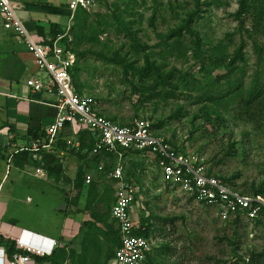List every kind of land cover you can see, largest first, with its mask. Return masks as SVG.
Wrapping results in <instances>:
<instances>
[{"label":"rangeland","instance_id":"obj_1","mask_svg":"<svg viewBox=\"0 0 264 264\" xmlns=\"http://www.w3.org/2000/svg\"><path fill=\"white\" fill-rule=\"evenodd\" d=\"M97 2L84 26L74 19L69 28L78 55L74 88H81L97 113L120 126L135 119L149 121L173 148L198 157L208 174L236 190L252 194L264 189V20L260 26L250 17L237 20L238 0ZM186 14L193 15L190 26L199 37L198 48L184 32L179 41L169 38ZM63 23L69 25L65 19ZM239 49L242 60L231 65ZM146 61L168 76L166 84L157 82L154 72L140 81L133 69H141ZM256 71L262 91L245 105ZM201 90L209 98L226 93L213 108L221 121L206 120L202 110L211 109V103L200 99ZM123 166L142 189V206L133 208V218L150 229V264H264V225L220 219L213 209L187 199L164 181L149 157L126 155ZM109 172L84 186L78 168L71 185H63L58 177L44 188L45 195H30L33 211H23L22 218L53 234L64 264L113 263L117 226L110 218L114 184ZM9 188L6 184L3 189L0 212ZM84 222H90L91 229ZM66 225L81 240L76 259L74 253L68 255L61 236Z\"/></svg>","mask_w":264,"mask_h":264},{"label":"built area","instance_id":"obj_2","mask_svg":"<svg viewBox=\"0 0 264 264\" xmlns=\"http://www.w3.org/2000/svg\"><path fill=\"white\" fill-rule=\"evenodd\" d=\"M62 1L70 12L69 21H72L78 11L93 12L98 6L97 0ZM19 10V5L12 0H0L3 29L12 32L25 44L38 69L47 75L46 82L33 78L27 80L26 87L32 93H45L53 97V106L57 111L54 122L45 129L43 137L34 140L29 149L25 150L37 160L42 152L54 148L58 142V134L69 125L88 132L92 138L94 146L89 151V156L97 161V172H104V158L110 157L113 160L109 174L114 182L111 219L117 225L119 245L114 252L112 264H150V239L135 234L140 226L132 216L133 208L136 205L142 206V189L134 179L126 176L123 166L126 155L153 159L164 181L187 199L213 209L220 219L264 225V196L242 193L208 174L198 157L181 154L166 139L157 135L147 120L135 119L128 126H120L97 113L92 107L91 99L75 92L71 69L76 56L69 50V31L64 36L55 38L51 44H38L19 18ZM64 37L68 42L60 44ZM35 174L43 176L40 170H36ZM85 183H91L90 175H86ZM20 233L12 225L0 224V237L4 240L15 241ZM53 249L38 250V254L49 256ZM0 264L38 263L21 254H14L9 259L6 249L0 246Z\"/></svg>","mask_w":264,"mask_h":264},{"label":"crops","instance_id":"obj_3","mask_svg":"<svg viewBox=\"0 0 264 264\" xmlns=\"http://www.w3.org/2000/svg\"><path fill=\"white\" fill-rule=\"evenodd\" d=\"M12 1L19 5L18 16L36 43L46 44L51 41V25L58 26L65 32L70 30L73 19L69 21L70 12L62 0ZM64 19L69 25L64 26ZM32 78L47 81L46 73L38 69L25 44L12 32L3 29L0 14V197L6 184L13 187L4 195L6 204L4 203L3 211L0 212V224H9L21 231L14 239L16 249L28 253V257L33 260V256L42 257L38 250L50 251L59 246L50 231L23 220V211H33L31 204L34 200L30 195H45L44 188L50 183L54 184L58 177L65 183L63 185H71L78 168L84 174V186L93 184L97 175L112 171L110 166L113 165V160L110 157L104 158V172H97V161L89 156L87 149L78 154L81 143L86 144L87 138L80 137V133L84 131L69 125L57 138L65 147L42 152L37 160L33 159L32 153L25 149H29L34 140L43 137L45 129L54 122L57 111L53 106V97L45 93H32L26 87V81ZM70 149H75L78 153H67ZM36 170L42 171L43 176H37ZM64 173L66 176L62 178ZM109 174L108 179L111 180ZM86 175L91 176L90 184L85 183ZM111 182L114 184L112 180ZM55 186L61 184L56 183ZM53 196L58 198L56 194ZM8 207H11L9 213L6 211ZM69 228L67 225L63 226L61 236L67 242L65 245L68 255L74 253L76 259L81 240Z\"/></svg>","mask_w":264,"mask_h":264},{"label":"trees","instance_id":"obj_4","mask_svg":"<svg viewBox=\"0 0 264 264\" xmlns=\"http://www.w3.org/2000/svg\"><path fill=\"white\" fill-rule=\"evenodd\" d=\"M236 15H237V20H239V21H242L245 17H248V18L250 17L252 22H253V24L255 26H260L261 22L264 20V0H238V11L236 12ZM88 16H89V12L78 11L74 15L73 20L76 19V20L82 21L83 22L82 25L84 26ZM192 22H193V15L192 14H186V18L182 20V25L178 29L172 31L170 33V35H169V38L177 37V40L179 41L181 39V37H182V32H184L185 34H187L191 38L194 46L196 48H198V46L200 44V40H199V37H198L197 33L194 32L193 29L190 26V24ZM50 28H51L50 29L51 41L47 42L46 44H51L52 41L55 38H57L58 36H62V35L64 36L66 34L65 30H61L58 26L51 25ZM130 35H131V39L135 41L136 39H135L134 35H132L131 33H130ZM62 42H64V43L68 42V39L66 37H64L60 44H62ZM71 42L69 43V47H71L69 50L73 54H75L76 61H77V56L78 55H77L76 50L74 49V47H73ZM240 54H241V49L238 50L237 54L235 53V57L230 63L231 65L235 62L236 59L242 60V57L240 56ZM76 61H75L74 66L71 69L72 81H73V79L77 78L76 77V73L78 72V69H77V66L75 67ZM110 62H112V60H110ZM128 68H130V67H128ZM73 69H74V72H73ZM133 70L135 71L134 73L139 77L140 81L144 80L145 77L149 76L150 74H152V72H154L156 74L155 77H156V81L157 82L162 83V84H166L167 83L168 76H165V75L161 74L160 73V69L158 67H155L152 64H149L147 61H146V64L144 65V67H142L141 69H133ZM74 73H75V75H74ZM258 74H259V71H256V73L254 75V77H256V78H254L255 85H254V87H252L249 90L247 98L244 99L245 105L252 104L254 102L253 100L256 97H258L260 95V92L262 91L261 89H259L260 83H258V81H257V79L260 76V74H259V76H258ZM230 86H233V84L230 85ZM233 88H235V87H233ZM75 92L78 95H82L81 94V88L80 89L79 88L75 89ZM225 94L226 93H221V91H218L214 95H210L211 98H209V93L203 92V94L200 96V99L202 98L204 101L211 103L208 106L211 109H207L206 108V109L202 110L204 112L205 116H206V120H210L211 121L212 120L211 118L213 117L216 121H221L220 115L213 108H215L216 106L219 105V102L221 101L222 98H224ZM112 122H114V121H112ZM157 127H159V126H157ZM153 128L154 127L152 125V129ZM87 135H88V137H87ZM80 137L81 138H85V137L87 138L85 140L86 144H82L81 143V145H82V147H86V145H87V152H89L91 150V148L94 146V142H93L92 138L90 137L89 133L86 132V131L82 132L80 134ZM34 139H37V138L34 137ZM60 147H65V144L64 143H59V141H58L56 143V145L54 146V148L51 149V150H54V149L57 150ZM133 167L135 168L134 169L135 172H137V170H138L137 168L139 166L137 164H134ZM252 194L253 195H262V196H264L263 195L264 194V189L261 188V189H258V190H254ZM110 218H111V211H110ZM234 222H238V221L235 220ZM83 225H85V226H87L89 228L92 227V224L90 222H84ZM135 234L137 236L149 239L150 229H149L148 226L142 224L140 226V229L137 230L135 232ZM116 236H117V247H118V245H119L118 232L116 233ZM0 246L4 247L6 249L7 256H8L9 259H11L14 254H21L23 256H29L28 253L20 251V250H17L14 241H7V240H4L3 238L0 237ZM32 258L38 264H41V263L42 264H44V263H47V264H64V262H65V257L61 256V254H59V249L58 248L55 249L51 253L50 256H42V257L33 256ZM149 262H150V259H149Z\"/></svg>","mask_w":264,"mask_h":264},{"label":"clouds","instance_id":"obj_5","mask_svg":"<svg viewBox=\"0 0 264 264\" xmlns=\"http://www.w3.org/2000/svg\"><path fill=\"white\" fill-rule=\"evenodd\" d=\"M56 248H54L53 250H52V252L55 250ZM50 256V255H49Z\"/></svg>","mask_w":264,"mask_h":264}]
</instances>
